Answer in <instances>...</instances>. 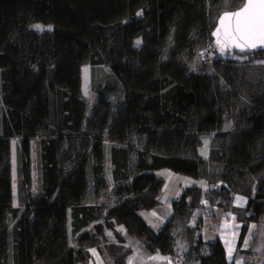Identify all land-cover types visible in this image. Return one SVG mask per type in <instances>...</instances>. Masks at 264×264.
Instances as JSON below:
<instances>
[{
	"label": "trees",
	"instance_id": "1",
	"mask_svg": "<svg viewBox=\"0 0 264 264\" xmlns=\"http://www.w3.org/2000/svg\"><path fill=\"white\" fill-rule=\"evenodd\" d=\"M221 1L0 0V264H88L90 251L71 246L70 233L87 241L104 238L108 229L115 240L102 247L114 264H126L127 234L171 253L172 222L203 206L201 189L183 190L160 232L140 211L161 204L164 180L158 171L201 175L205 161L197 149L201 136L211 132L221 143L210 150L209 160L224 168L218 196L227 202L237 192L251 196L247 179L264 170V96L245 128L222 131L228 100L210 75L190 74L181 61L185 51L213 42ZM35 22L51 24L53 31L39 33L31 28ZM173 28L175 45L165 57ZM86 61L93 81L97 68H108V81L96 89L98 103L87 122ZM13 138L20 139L18 208L13 207ZM36 138L42 173L38 194L31 191V142ZM107 146L115 202L101 221L106 207L90 202V191L92 185L98 195L108 186ZM263 213L260 178L241 238L246 224ZM196 222H203L202 215ZM185 264L229 263L222 242L197 239Z\"/></svg>",
	"mask_w": 264,
	"mask_h": 264
},
{
	"label": "rangeland",
	"instance_id": "2",
	"mask_svg": "<svg viewBox=\"0 0 264 264\" xmlns=\"http://www.w3.org/2000/svg\"><path fill=\"white\" fill-rule=\"evenodd\" d=\"M243 3L237 0H222L219 6V13L224 11L234 10L239 8ZM142 11H138L137 16L142 17ZM39 25L40 28L35 26ZM31 28L39 33L53 31V26L51 24H43L40 22H35L31 25ZM174 34L175 28L172 29L169 39L167 40L166 46V56L168 52L174 47ZM139 41V43H137ZM142 45L140 38L135 40V47L139 49ZM202 45H198L193 50H187L181 55V61L187 68L190 74H208L214 79L215 87L220 93H222L223 98L227 101L228 105L225 109L224 123L222 125V131H234L238 129H243L247 125V119L252 113L254 107L258 103L259 98L264 96V52L260 55H247L238 56L234 53L228 55L227 60H222L216 63H211L207 61L202 52ZM91 66L88 61L82 67V94L83 99L87 103V113L85 122L90 118L93 109L98 103L99 95L96 91L102 83L108 81L107 78V67L97 68L95 72V81H93V73ZM101 69V70H100ZM202 145L197 149V154L203 155L208 149L217 147L220 145V141L215 138V132L204 134L201 136ZM14 147V146H13ZM34 150L31 154V176H32V187L31 191L37 190V177L40 173V158L39 153H36L38 149V144L35 141ZM109 147L106 149V160H105V180L108 184L107 188L101 190L98 195H94L93 187L91 185L90 191V202H94L97 205L106 207L101 216V221L107 213V208L112 206L115 202V196L112 194L113 180H112V166L109 159ZM16 149H13V176L15 182V188L18 186V158L16 154ZM201 153V154H200ZM208 165H210V170L212 173H208ZM209 174V181L220 185V179L222 172L216 169V165L208 164L205 161L204 167L202 168L201 175L207 176ZM157 176L164 180L162 189L158 194V198L161 204L152 210H142L140 215L142 218L150 225V227L156 231L160 232L171 220L173 212V202L179 199L183 190L195 183H199L200 180L186 176L180 173L173 172L169 169H162L157 172ZM34 180V181H33ZM34 187V188H33ZM219 188V186L217 187ZM34 193V192H32ZM17 195V189H16ZM18 196V195H17ZM207 200L214 201V198H206ZM198 209V208H197ZM195 217V216H194ZM191 216H187L186 225L180 227L176 226L173 234L179 238L180 231L185 230V227L191 223ZM180 227V228H179ZM69 233L71 232V227H68ZM107 232V231H106ZM105 232V233H106ZM70 245L73 247L80 248L82 250H87L88 246L96 244L97 239H89L87 241H78L70 233ZM108 236V237H107ZM104 241L111 242L114 238V234L108 233ZM130 244L140 241L133 238L127 234ZM103 238V237H102ZM105 238V235H104ZM87 248V249H86ZM91 253V259L88 264H114V259L112 256L105 251L102 247L101 251L97 250L96 247H91L88 249ZM95 250V254L93 253Z\"/></svg>",
	"mask_w": 264,
	"mask_h": 264
},
{
	"label": "crops",
	"instance_id": "3",
	"mask_svg": "<svg viewBox=\"0 0 264 264\" xmlns=\"http://www.w3.org/2000/svg\"><path fill=\"white\" fill-rule=\"evenodd\" d=\"M35 141L38 144L36 153H39L40 158V144L38 138L32 140L31 142V154L35 148ZM19 142V138L11 139V166L14 208L19 207V191L18 187L15 188L12 157L13 149H16L18 158ZM209 156L210 149H208L205 154L199 155V157L208 164L216 165V169L218 171L221 170L223 173V166L215 162H211L209 160ZM208 170L209 174L212 173V170H210V165H208ZM209 174L207 176L200 175L196 178L200 180V182L193 184L198 186L203 192V199H205L203 206L188 209L184 214L177 215L172 222L171 235L173 240L171 253H162L156 248H148L147 243L142 241H137L133 244H130L128 241L129 238L127 235H124L126 240L125 246L131 250L127 256L126 264H175V260H179L181 261V264H185L186 255L191 243L197 239H201L205 243L215 242L217 240L222 242L226 252V259L229 264H264V213L255 220H252L246 224V232L244 237L241 238L243 227L245 226L244 219L248 215L247 207L249 200L255 197L256 190L259 185V179L264 178V170L258 175L251 176L247 179L249 182L251 196H247L242 192H237L232 195L229 202L223 200L221 196H218L217 192L219 191L220 186L217 188L218 185L215 183V181H209ZM41 186L42 173L40 166V173L37 177V190L33 189L32 192H34V194H38L40 192ZM225 187L227 188V185H225ZM16 189L18 196L16 195ZM207 197L210 199L211 197L214 198V201L207 200ZM172 213L173 214L171 218L174 215V212ZM199 215H202L203 222L200 225H197L196 221ZM187 216H191L190 220L192 221L189 225H187V227H185V230L183 229V231H180L178 238L175 234H173V232L175 231V228H177L176 226L179 225L180 227H183L186 225L185 222ZM68 227H71L70 220L68 222ZM109 232L113 234V231L108 229L105 233V238H97L95 241L96 244L88 246L87 248L102 247L104 244V239L108 237L107 235ZM114 240L115 238L112 239V241ZM226 241L232 242V246L234 248L231 260L228 256V247L226 245ZM245 241H247V246H245Z\"/></svg>",
	"mask_w": 264,
	"mask_h": 264
},
{
	"label": "snow or ice",
	"instance_id": "4",
	"mask_svg": "<svg viewBox=\"0 0 264 264\" xmlns=\"http://www.w3.org/2000/svg\"><path fill=\"white\" fill-rule=\"evenodd\" d=\"M225 20L229 21L228 26L224 30L225 42L222 43L220 40V28L215 33L221 52L229 45L235 46L241 51L256 49L257 47L264 48V0H247V4L241 11L225 14L220 19L222 26ZM35 27L40 28L41 26L36 25ZM226 245L228 247V256L231 260L234 251L232 242L226 241ZM245 246H247V241H245ZM93 253L95 254V250H93Z\"/></svg>",
	"mask_w": 264,
	"mask_h": 264
},
{
	"label": "water",
	"instance_id": "5",
	"mask_svg": "<svg viewBox=\"0 0 264 264\" xmlns=\"http://www.w3.org/2000/svg\"><path fill=\"white\" fill-rule=\"evenodd\" d=\"M247 4V0H244L243 4L237 8V9H234V10H229V11H224L220 14L218 20H217V23H216V26L212 32V39L213 41L217 44V36L215 35L216 31L218 28L221 29V34H220V40L221 42H225L226 40V37L224 35V30L225 28L228 26L229 24V21L228 20H225L224 22V25L222 26L220 24V19L224 17L225 14H232V13H235L237 11H241L242 8ZM219 47L220 45L217 44ZM224 51L227 52V53H236V54H240V55H244V54H249V55H254V54H257V53H261V52H264V48H261V47H257L256 49H247V50H244V51H241L239 48H236L235 46H232V45H229V46H226L224 48Z\"/></svg>",
	"mask_w": 264,
	"mask_h": 264
},
{
	"label": "built area",
	"instance_id": "6",
	"mask_svg": "<svg viewBox=\"0 0 264 264\" xmlns=\"http://www.w3.org/2000/svg\"><path fill=\"white\" fill-rule=\"evenodd\" d=\"M204 58L211 62L216 63L218 61L227 60L228 55L225 51L221 52L220 47L213 41L208 42L202 50ZM175 264H181V261L175 260Z\"/></svg>",
	"mask_w": 264,
	"mask_h": 264
}]
</instances>
